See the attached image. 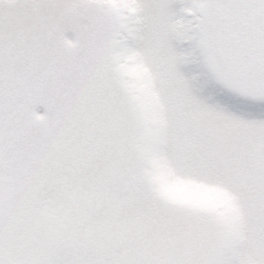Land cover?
<instances>
[{
  "label": "snow or ice",
  "instance_id": "1",
  "mask_svg": "<svg viewBox=\"0 0 264 264\" xmlns=\"http://www.w3.org/2000/svg\"><path fill=\"white\" fill-rule=\"evenodd\" d=\"M0 264H264V0H0Z\"/></svg>",
  "mask_w": 264,
  "mask_h": 264
}]
</instances>
